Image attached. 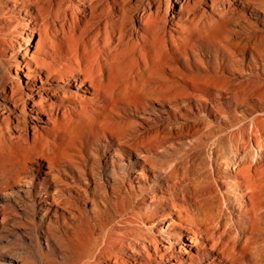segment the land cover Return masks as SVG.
I'll return each instance as SVG.
<instances>
[{
  "label": "bare ground",
  "instance_id": "bare-ground-1",
  "mask_svg": "<svg viewBox=\"0 0 264 264\" xmlns=\"http://www.w3.org/2000/svg\"><path fill=\"white\" fill-rule=\"evenodd\" d=\"M38 263L264 264V0H0V264Z\"/></svg>",
  "mask_w": 264,
  "mask_h": 264
},
{
  "label": "rangeland",
  "instance_id": "rangeland-1",
  "mask_svg": "<svg viewBox=\"0 0 264 264\" xmlns=\"http://www.w3.org/2000/svg\"><path fill=\"white\" fill-rule=\"evenodd\" d=\"M176 6H178V5H176ZM151 185H153V183H151ZM21 205H23V204H21ZM90 208V206L89 207H87V209H89ZM33 239L32 238H30V241H32ZM37 262L39 261L38 259L36 260ZM39 263H40V261H39ZM38 263V264H39Z\"/></svg>",
  "mask_w": 264,
  "mask_h": 264
}]
</instances>
